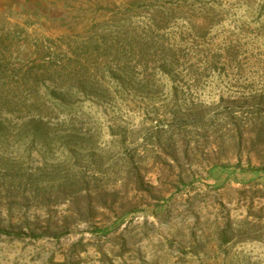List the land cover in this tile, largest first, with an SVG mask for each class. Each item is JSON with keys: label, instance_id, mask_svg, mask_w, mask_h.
I'll return each mask as SVG.
<instances>
[{"label": "rangeland", "instance_id": "obj_1", "mask_svg": "<svg viewBox=\"0 0 264 264\" xmlns=\"http://www.w3.org/2000/svg\"><path fill=\"white\" fill-rule=\"evenodd\" d=\"M238 163L264 167V0H0V228L43 237L0 264H264L218 243L264 189Z\"/></svg>", "mask_w": 264, "mask_h": 264}, {"label": "trees", "instance_id": "obj_2", "mask_svg": "<svg viewBox=\"0 0 264 264\" xmlns=\"http://www.w3.org/2000/svg\"><path fill=\"white\" fill-rule=\"evenodd\" d=\"M58 68H63L59 63ZM62 70V69H61ZM62 82V81H61ZM100 96V95H99ZM60 101V100H59ZM62 102V101H60ZM239 170L244 172H255L262 171L264 172V167L254 168L250 165H247L246 168H240L238 163ZM244 187L249 185V189L243 188L240 190L242 193L240 201L243 202L245 207V216L242 219L234 220L227 219L225 224L220 227L217 232V239L220 245H226L234 241L238 242H259L264 244V189L258 188V182L254 179H248L246 181L240 182ZM116 226L112 228L108 227H93L90 230V234L97 240L105 239L109 236L110 233L116 231ZM0 236L6 237L9 239H28L32 238L33 240L41 239L42 235L32 234L28 237L26 233L18 230H8L5 228H0ZM56 237L64 236V233L58 235H53ZM53 237V238H56ZM116 243L119 246V251L117 257L123 256L125 252L129 249L128 241L123 237L122 234H119L115 237ZM81 249L72 248L69 253L66 255V264H79L80 263V253ZM109 264H114L111 260Z\"/></svg>", "mask_w": 264, "mask_h": 264}]
</instances>
